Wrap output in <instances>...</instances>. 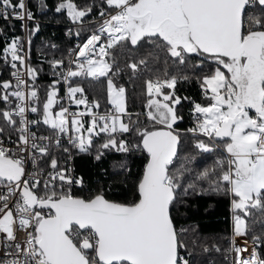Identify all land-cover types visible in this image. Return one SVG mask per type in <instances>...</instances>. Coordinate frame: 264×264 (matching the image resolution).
I'll return each mask as SVG.
<instances>
[{
    "label": "snow or ice",
    "instance_id": "obj_1",
    "mask_svg": "<svg viewBox=\"0 0 264 264\" xmlns=\"http://www.w3.org/2000/svg\"><path fill=\"white\" fill-rule=\"evenodd\" d=\"M94 7L101 18L98 27L69 50L67 60L49 61L61 71L44 90L43 101L36 84L39 72L28 63L22 38H12L0 55L15 78L14 83L0 81L5 105L0 108V264H189L180 255L187 247L181 241L186 230L177 228L173 212L183 197L205 192L231 197L234 235L228 251L236 254L234 264H264L258 249L264 231L252 235L251 251L247 242L235 244V237L251 231L246 217L253 210L264 214V0H101V5L91 0L83 6L58 0L55 11H66L73 23L83 24ZM9 17L35 19L27 0H0V18ZM24 27L30 45L40 25ZM68 35L81 33L69 29ZM132 50L146 54L131 59ZM120 55L131 59L126 67L133 76L150 74L144 80V115L151 127L142 126L139 118L132 121L126 89L112 79L108 96L113 108L102 115L92 111L99 102L89 104L84 89L72 86L75 77L108 76ZM161 59L162 70L152 71L150 61ZM191 80L199 83L207 103L191 101L194 123L181 131L184 116L178 106L190 98L177 95V85ZM61 81L68 85V100L85 111L70 112L62 105L53 111L60 104ZM85 115L90 116L87 127ZM41 124L50 135L33 131ZM101 134L105 139L95 148L96 160L105 150L147 155L131 202L108 199L100 189L87 198L73 194L86 181L69 166L72 150L89 153ZM62 136L69 147H62ZM182 137L200 153L226 155L194 170L195 157L179 156ZM54 148L66 154L63 163Z\"/></svg>",
    "mask_w": 264,
    "mask_h": 264
},
{
    "label": "trees",
    "instance_id": "obj_2",
    "mask_svg": "<svg viewBox=\"0 0 264 264\" xmlns=\"http://www.w3.org/2000/svg\"><path fill=\"white\" fill-rule=\"evenodd\" d=\"M16 0H13L15 3ZM91 0H76V3L83 6L90 3ZM58 0H43V5L38 3V0H27V7L34 14V20H27L28 29L35 27L36 23L40 25V31L31 37V44L27 43L29 33L25 30L23 21L9 17L8 20L0 18V28H3V33L0 34V55L7 43L14 37L23 39L24 32L26 34L27 52H29L28 63L37 68L39 75L36 84L41 89V100L45 99L44 90L52 81L59 76L60 69L53 70L49 64L52 59L68 58L69 48L74 42L81 41L87 32L96 27V19L98 8L94 7L85 19L83 24L73 23L65 12L57 13L55 6ZM97 5H101V0H95ZM106 7V6H105ZM107 11H113L107 9ZM69 29L73 33L79 31V37L68 35ZM52 45H56L53 48ZM131 59H136L146 53H138L132 50ZM151 51V49H148ZM163 59V54H161ZM106 59H108L106 57ZM131 59L125 56L117 57V64L113 66L108 76L99 77H75L72 79V86H80L84 89V95L87 97L89 104L94 101L99 102L100 107L93 108L95 113H101L109 109L107 99V80L112 79L117 86H122L126 89L127 111L132 114V121L135 122L138 118L142 126L151 127L150 122L144 115L147 111L145 108L147 97L144 95V80L149 78L150 74H145L140 77L133 76L131 70L126 67V63L131 62ZM161 63H153L150 61L152 71L156 69L162 70ZM111 62V61H109ZM195 63V60H193ZM10 65L0 59V81L10 80L9 78ZM54 71L56 75H54ZM199 74V70L197 73ZM29 82L30 78H28ZM68 85L61 81L59 85L58 100L60 104L54 106L53 109H58L62 105L64 107L71 106L80 111H85L84 105H76L67 98ZM177 95L181 97H189V101H182V105L178 106L184 120L179 122L178 127L181 131L193 126L191 101L206 104L199 83L196 80L182 82L177 85ZM80 94H77V98ZM3 102H0V108H4ZM57 110V111H58ZM78 111V112H80ZM139 114V117H137ZM37 119L38 114H33ZM88 115L82 119L85 127L88 126ZM127 121V117H125ZM39 130L51 132L48 126L41 124ZM131 143L138 142L133 134H124ZM204 139V137H201ZM105 137L101 134L100 137L94 138L93 149L89 153H80L77 150H72V158L69 161L70 167L75 170L77 176H83L86 184L83 188L75 186L73 194L87 198L94 194L98 189L104 190L107 193V198L122 203L131 202L136 198L135 186L138 184L142 175L143 167L147 161V155L141 151H133L130 153H119L114 150H105L104 155L100 160L95 159V148L98 144L103 143ZM186 137H182V143L179 150V156L195 157L191 167L194 170H203L212 165L217 158L226 155L219 151L212 153H200L195 150L190 143H185ZM194 142V141H193ZM219 143V141H217ZM62 147H69V144L62 143ZM57 159L66 158V154L62 149H53ZM180 160L176 166H179ZM117 163H124L125 168H115ZM202 186L207 188L206 182H201ZM184 203L178 206V211L173 212L174 223L178 229L186 230L181 235L182 243L187 247L181 249L180 255L186 256L189 264H231L226 258L227 251L230 248V235L233 230V212L231 208V197L222 194L205 192L203 194H189L183 197ZM253 218L257 223H253ZM251 231L245 235L252 242V235H260L264 231V224L259 223L264 220V214L253 210V215L246 217ZM205 248L207 250H205ZM219 249V250H217ZM258 249L264 253V244L258 246Z\"/></svg>",
    "mask_w": 264,
    "mask_h": 264
},
{
    "label": "built area",
    "instance_id": "obj_3",
    "mask_svg": "<svg viewBox=\"0 0 264 264\" xmlns=\"http://www.w3.org/2000/svg\"><path fill=\"white\" fill-rule=\"evenodd\" d=\"M113 14H114V10H113ZM98 15H99V13H98ZM100 17L99 18H97L96 19V27H98V24H99V21H100ZM27 17H25V20L23 21L24 22V25H26V22H27ZM90 34V30L87 32V34H86V36L87 35H89ZM86 36L81 40V41H77V42H74L73 43V45L69 48V50L70 49H73V48H76V46L77 45H79V44H82L83 42H84V39L86 38ZM23 41H24V48H25V51H27V44H26V34H25V32H24V35H23V39H22ZM69 58V57H68ZM67 58V59H68ZM13 71V69L11 68V66H10V71H9V78H10V80H12L13 81V83L15 82V78L14 77H12L11 76V72ZM26 79H28V77H26ZM66 107H69V111L70 112H76V109H74V108H71L69 105L68 106H66ZM112 111V108L109 110V111H104V112H101V113H99V114H104V113H106V112H111ZM29 118L30 119H36L34 116H33V114H29ZM33 131H37L38 132V134L39 135H50L51 134V132H45V131H41V130H39V129H37V128H33ZM13 139H15V136H13ZM62 143H67L68 144V138H67V136H62L61 137V144ZM6 144H7V146H12V144L10 143V142H8V141H6ZM69 166H70V163H69ZM29 171H31V168H29ZM233 235H234V232H232L231 233V235H230V248L232 247V238H233ZM247 242V245H248V247H249V251H251V249H252V247H253V244H252V242L251 241H249V239L246 237V239H241L240 238V236H237V237H235V244H236V246H240V247H243L244 245H245V243ZM229 248V249H230ZM235 253L234 252H229V251H227V255H226V258H228V260L230 261V263L231 264H234V259H235ZM183 258H185V259H187L186 258V256H184V255H181Z\"/></svg>",
    "mask_w": 264,
    "mask_h": 264
},
{
    "label": "crops",
    "instance_id": "obj_4",
    "mask_svg": "<svg viewBox=\"0 0 264 264\" xmlns=\"http://www.w3.org/2000/svg\"><path fill=\"white\" fill-rule=\"evenodd\" d=\"M118 87V86H117ZM106 88H107V99H108V104L112 107V105H111V103H110V101H109V96H108V82H107V84H106ZM251 114V113H250ZM233 230H234V223H233ZM240 238L241 239H246V236L245 235H242V236H240Z\"/></svg>",
    "mask_w": 264,
    "mask_h": 264
},
{
    "label": "rangeland",
    "instance_id": "obj_5",
    "mask_svg": "<svg viewBox=\"0 0 264 264\" xmlns=\"http://www.w3.org/2000/svg\"><path fill=\"white\" fill-rule=\"evenodd\" d=\"M107 82H108V80H107ZM119 87V86H118ZM71 107V106H70ZM69 108V107H68ZM72 108V107H71ZM111 108H113V106L111 107H109V109L108 110H106V111H109ZM58 109L56 108V109H53V111L54 112H56ZM78 111H80V110H76V112H78ZM90 121V116L88 117V122Z\"/></svg>",
    "mask_w": 264,
    "mask_h": 264
},
{
    "label": "water",
    "instance_id": "obj_6",
    "mask_svg": "<svg viewBox=\"0 0 264 264\" xmlns=\"http://www.w3.org/2000/svg\"><path fill=\"white\" fill-rule=\"evenodd\" d=\"M96 110H97V108H96ZM146 163H147V161H146ZM146 163H145V164H146ZM144 166H145V165H144ZM143 170H144V167H143ZM142 175H143V171H142ZM142 175H141V177H142ZM141 177H140V179H141ZM121 203H122V202H121Z\"/></svg>",
    "mask_w": 264,
    "mask_h": 264
}]
</instances>
